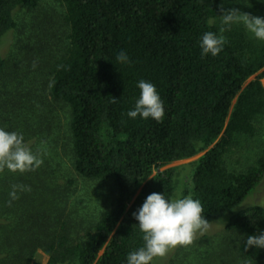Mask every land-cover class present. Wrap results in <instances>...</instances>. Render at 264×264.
Instances as JSON below:
<instances>
[{"label": "trees", "instance_id": "obj_1", "mask_svg": "<svg viewBox=\"0 0 264 264\" xmlns=\"http://www.w3.org/2000/svg\"><path fill=\"white\" fill-rule=\"evenodd\" d=\"M46 3L62 6L63 46L34 57L49 62L47 72L43 67L35 78L16 74L8 88L26 91L32 82L40 91L38 82L46 80L48 95L69 108L67 147L75 177L67 181L91 192L74 197V228L48 216L39 225L45 237L39 242L19 237L15 258L29 264L40 249L48 264H125L126 255L143 244L133 212L151 193L174 198L176 169L167 166L198 157L191 163V197L201 202L202 215L209 224L244 234L238 248L242 264L264 263V248L245 249L247 237L264 230V208L249 203L264 182V147L243 173L229 172L224 164L239 137L254 135V121L264 113L259 80L244 86L264 68V42L236 25L221 32L226 27L221 0H0V47L16 30V9ZM206 31L222 35L226 43L217 56L202 59L198 41ZM44 37L42 43L48 44ZM121 51L129 63L117 61ZM5 67L0 54V77ZM141 79L153 83L164 101L160 122L126 115ZM9 100L0 95V122L12 132L11 122L28 121L30 106ZM106 186L113 195L107 199ZM56 194L53 201L67 206L64 194ZM2 199L0 221L16 207V201ZM6 231L0 227L13 244Z\"/></svg>", "mask_w": 264, "mask_h": 264}, {"label": "rangeland", "instance_id": "obj_2", "mask_svg": "<svg viewBox=\"0 0 264 264\" xmlns=\"http://www.w3.org/2000/svg\"><path fill=\"white\" fill-rule=\"evenodd\" d=\"M221 1V15L227 11L236 10L241 14L264 18V0ZM62 14V6L55 3L41 4L33 10L22 7L16 9V30L6 35L0 47V54L6 60L5 70L0 77V95L10 97L15 103L21 101L22 104L30 106L27 114L28 121L11 122V127L13 131L23 135L25 144L43 161L40 167L34 171L24 173H12L7 169L0 171V197L4 196L10 199L9 192L13 185H24L31 189L19 192V199L22 200L23 195L26 199L19 204L15 200L16 207L12 208L11 217L0 221V227L4 228V231L7 230V234L13 238L12 244L8 242L10 240L5 239V234H0V264H21L20 256L15 258L19 254V237L29 235L33 236L36 242L41 241L45 237V230L44 226L39 228V225L44 222L45 218L48 219V216L50 219L67 222L68 226L71 224L74 228L70 214L74 197L77 196L78 191L80 193L84 191L86 197H88L86 192H91L88 188L83 187V184L80 189L77 182L74 187V185L70 186L67 181V178L75 177L72 155L68 152L67 147L69 108L48 95L46 80L38 82L42 86L40 91L33 88L32 82L27 83L26 91H15L8 88V85L15 81L16 74L21 73V76L33 74L35 78L38 74H43L40 70L43 67L47 72L49 62H37L34 57L37 53L46 55L49 47L56 51L58 47L63 46L61 40L66 29L62 21ZM232 25L242 27L246 31L242 23H233ZM28 32H31V40H27ZM44 34L49 38L48 44L42 43L40 37L45 38ZM57 37L59 43H56ZM58 51L60 52V49ZM254 79H258L264 88V68L250 77L244 86ZM11 100H9V104L13 103ZM11 116L16 121L14 114ZM0 127L6 129L1 122ZM254 127L255 133L252 137H239L224 156V164L229 172L243 173L247 168L253 166L261 156L264 147V113L254 121ZM197 159L198 157H195L167 166L176 169L174 198H182L186 194H188L186 196H191L193 173L191 163ZM49 172H54L57 175H48ZM52 189L55 191L52 192ZM56 192V196L64 194L67 206L53 201L51 195ZM70 193L73 197L67 198ZM102 195L105 199L113 196L110 186L103 188ZM0 201L3 202V199ZM249 203L261 205L264 208V182L249 200ZM37 233L39 236L34 235ZM245 239L242 233L227 232L218 223L209 224L206 231L196 234L190 245H178L170 249L164 257L156 258L154 264H242L238 248ZM47 261L48 257L45 253L37 249L29 264H48ZM253 264L264 263L254 261Z\"/></svg>", "mask_w": 264, "mask_h": 264}, {"label": "clouds", "instance_id": "obj_3", "mask_svg": "<svg viewBox=\"0 0 264 264\" xmlns=\"http://www.w3.org/2000/svg\"><path fill=\"white\" fill-rule=\"evenodd\" d=\"M222 23L227 27L233 23H242L252 38L264 42V18L241 14L236 10L227 11ZM226 39L212 31H206L198 41L201 58L215 57L222 52ZM116 59L120 63H129L127 53L121 51ZM139 96L134 107L127 112V117L142 120L151 118L160 122L164 118V101L156 86L144 79L137 82ZM43 163L24 142V137L16 131H6L0 127V171L7 169L12 173L34 171ZM30 187L13 185L9 192V203L19 199V192L30 191ZM203 207L198 199L191 196L168 198L163 193L149 194L142 205L133 212L138 222L136 227L142 234L141 247L126 255L125 264H154L156 258L164 257L176 246L190 245L197 233H203L209 222L202 215ZM249 247L264 248V232L249 235L245 249Z\"/></svg>", "mask_w": 264, "mask_h": 264}]
</instances>
